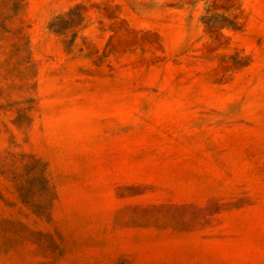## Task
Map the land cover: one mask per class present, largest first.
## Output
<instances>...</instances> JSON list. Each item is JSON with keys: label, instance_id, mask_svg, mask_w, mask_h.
<instances>
[{"label": "rangeland", "instance_id": "374dc122", "mask_svg": "<svg viewBox=\"0 0 264 264\" xmlns=\"http://www.w3.org/2000/svg\"><path fill=\"white\" fill-rule=\"evenodd\" d=\"M0 264H264V0H0Z\"/></svg>", "mask_w": 264, "mask_h": 264}, {"label": "crops", "instance_id": "0c3cea01", "mask_svg": "<svg viewBox=\"0 0 264 264\" xmlns=\"http://www.w3.org/2000/svg\"><path fill=\"white\" fill-rule=\"evenodd\" d=\"M78 1V0H77Z\"/></svg>", "mask_w": 264, "mask_h": 264}]
</instances>
